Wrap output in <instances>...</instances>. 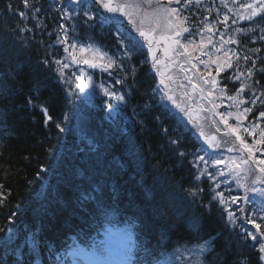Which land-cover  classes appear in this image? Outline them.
Masks as SVG:
<instances>
[{
	"label": "trees",
	"instance_id": "16d2710c",
	"mask_svg": "<svg viewBox=\"0 0 264 264\" xmlns=\"http://www.w3.org/2000/svg\"><path fill=\"white\" fill-rule=\"evenodd\" d=\"M71 1L40 0V22L30 19L25 24L20 14L23 0H0V264H71L66 255L74 243L94 242L105 228L123 225L133 233L134 264H198L196 245L209 235L215 237L209 260L220 254L218 264H264L258 245L253 247L251 237L244 239L247 231L258 235L247 218L249 191L239 187L236 173H212L215 179L200 175L209 172L198 160L203 146L195 128L170 108L140 47L126 68L129 108L121 118L110 115L116 103L112 99L96 98L87 105L84 89L70 70L63 68L60 74L62 65L55 61L65 63L68 53L61 42L67 33L61 8ZM163 1L168 5L169 0ZM185 17L191 33H183L180 40L182 44L191 40L195 47L200 43L196 34L206 30L204 18L197 12ZM256 21L264 25L259 16ZM243 27L245 35L238 32L232 37L240 41L237 48L249 57L247 61L228 67L222 57L210 56L211 43L204 41L202 51H190L189 64L197 77L183 75L182 89L202 107L200 128L218 133L222 141L232 133L222 115L227 116L229 97L241 83L249 86L243 91L246 98L253 92L264 96V50L254 51L255 36ZM105 36L106 42L112 38ZM213 37L221 41L220 35ZM179 57L185 62L189 58ZM253 61V77L248 79ZM240 72L245 75L234 79ZM262 111L264 103L246 122L260 121L264 126ZM126 115L133 125L124 120ZM228 124L254 146L255 162L244 150L249 165L239 176L250 189L253 179L264 175L257 167L264 160V145L255 143L260 137L245 133L244 123L229 116ZM236 135L235 141L221 142L220 149L242 148ZM177 139L178 144L171 142ZM196 188L203 191L193 197L190 192ZM215 192L228 199L233 222L224 206L212 200ZM232 197L238 198L236 203Z\"/></svg>",
	"mask_w": 264,
	"mask_h": 264
},
{
	"label": "snow or ice",
	"instance_id": "6c2138e0",
	"mask_svg": "<svg viewBox=\"0 0 264 264\" xmlns=\"http://www.w3.org/2000/svg\"><path fill=\"white\" fill-rule=\"evenodd\" d=\"M83 2V0H72V3L75 4H81ZM94 4L99 6V8H102L105 12L112 14V15H107V16H102L101 17V23L102 24H109V25H115L116 26V31H115V36H116V46H117V50L120 51L121 55L124 57H127L129 60L132 58V52L133 49H135L137 47V41L132 38L130 35L129 36H125L124 35V28L123 25L121 24V20H120V16L126 17L127 21L129 24L132 25V27L135 29V31L138 33L139 37L142 38L149 47V51L152 53V57H153V65L155 66L156 64L161 63V61L156 59V48L159 47L160 42L164 41L165 43V48H164V52L165 55L167 56L169 51L172 50V46H175V50H176V54L178 56H183V55H188L189 58L186 61V63H191V55H190V51H196L197 49L199 50H203V48L205 47V43L204 40L201 39L200 43L198 45H196L195 47H192L193 45V41L189 40L188 43H181V40L179 39V37H181L183 35V33H191V28L189 26H186V22L188 20V17L182 16L181 12L179 9L175 8V7H169V6H160V0H155L157 7L155 9L152 10L151 14H149L147 11H143L141 8V5L139 3L137 4H129L127 2H122V0H93ZM175 2L177 4L180 3V0H175ZM185 5H191L192 0H184ZM200 2V0H196V3L198 4ZM233 2L235 3L236 0H233ZM144 4H147L149 7H151L153 0H143ZM172 3V0H169V4ZM222 4H225V7H227V4L225 3V0H221ZM24 4L25 6H29L28 0H24ZM34 8L35 12H38L39 9H36L35 6H32ZM99 8L97 9V11L99 10ZM240 8L243 9L242 12H237L236 15L238 17L239 20H248V21H253V30L255 29V27L258 25V21L254 20L255 17H260L261 20H264V0H253L252 3H243L240 5ZM143 11V15L141 16L140 13ZM229 12H232L233 10L231 8L228 9ZM84 15L88 17L89 20H91L93 17L89 14L88 11L84 12ZM24 14L21 13V17H23ZM137 17H139V23H137ZM145 20H151L154 22L153 26L150 27L148 30H145L144 24H145ZM229 20V16L227 14H225L223 16V20L219 21L220 23L223 24H227ZM204 23V27L207 30V32L211 33L213 32V25H210L206 22H202ZM232 23L235 24L237 23L236 19L232 20ZM19 27V26H18ZM37 27H39V25H37ZM161 27L164 28V32L159 34L158 36L156 35L158 29H160ZM25 29L24 28H20V31L23 32ZM28 31H31V29H27ZM237 32H244L246 31L245 29H237ZM261 39H264V36L260 37ZM57 39L59 40V37H57ZM221 40L223 43H232V44H238L240 43L239 40L233 38V37H229L227 40L223 39V34H221ZM62 43H67L68 42V37H67V33L65 32V38L63 41H61ZM209 43H211V40L209 39ZM155 44L156 48L153 47V45ZM70 47L72 49L76 48L75 44L70 45ZM183 48L184 52H180L179 49ZM85 49L81 48L80 51L83 52ZM122 50V51H121ZM65 51H69L68 48H65ZM98 51V50H97ZM217 51L219 52L220 49L217 48ZM254 51H259V49H255ZM71 58L73 60V62H81V61H77L74 52L70 53ZM106 54H102L100 56L101 59H104V56ZM225 56H228V53L225 52ZM237 59H239V57H236ZM249 59V57L245 56L244 60L247 61ZM118 60L119 57H117V59H113L111 57L108 58L106 65H103L106 69L107 68H112L114 66H121L123 64V61L120 60L119 64H118ZM85 64H89L91 67H96L97 65L95 63H93L92 61H89L87 59L82 61ZM201 63H204L203 61H200ZM213 63H215V61H212ZM42 63L47 67L49 64V61L47 59L43 60ZM55 63L57 65H62L61 68L58 70L60 72L61 75H63V68H67L68 64L67 63H63L60 60H56ZM227 66L228 67H232V64L228 61H226ZM193 67H195V65H192ZM181 71H185V69L183 68V66L181 65ZM255 67V61H253V67L252 68H248L247 69V78L248 79H252L253 77V69ZM132 71L134 72V69H132ZM217 71H220V66H217ZM261 71H264V69H261ZM161 75V84H164V78H163V73H160ZM245 75L244 72H240L239 75L235 76L234 79L239 80L240 76ZM169 80L172 79V77H168ZM189 82H191V79L189 78ZM207 82V81H206ZM116 83H122L121 80H117ZM213 84L216 83L215 80L212 81ZM255 83H259V81H255ZM79 87L81 90H83L86 85L84 84L83 81L80 82ZM165 87H167V85H165ZM193 87H195V85H193ZM246 87H249L247 84L245 83H241L240 88L237 89L236 95L229 97V99L233 100L234 104L236 105L237 108L240 107V105L247 103V101H245L243 98H239L237 99V97H240V94L243 93L244 89ZM105 93L106 94H110V95H116V99L119 101H124L125 100V96L124 95H117L115 93H109L107 89H105ZM253 95H255V93H252ZM262 95H264V93H262ZM169 100H172L173 97L171 95H168L167 97ZM260 97H256L255 99H253L251 101V103L253 105L256 104V101L259 100ZM29 103H31V101H29ZM173 103H175V101L173 100ZM111 107V105L109 106ZM177 108H180V111H185L184 108H181L179 104H176ZM216 105L213 104V108H215ZM47 109L44 108L43 112L44 114L47 116L48 120H51L52 117L47 115ZM252 109L249 107H244L242 112H239L237 114V120H240L242 118H246V114L251 112ZM187 114V113H186ZM222 115V114H221ZM232 113L229 112L227 114V116L222 115V120L225 124V127L233 133V135H236V129L228 124V116H231ZM259 117L260 118H264V111L259 112ZM160 117H157V120H159ZM255 128L256 126H253L252 131H249L247 128L245 129V131L248 132V134L251 136L254 134L255 132ZM164 131H167V129H164ZM217 131H219V129H217ZM201 135H204V132L201 130ZM259 136L260 139L258 141H255L256 144H262L264 145V129H262L259 132ZM236 139L240 142V145L242 146L243 149L247 150L248 152V156L253 160V162H255V155H254V151H253V145H249L248 143H246L239 135H236ZM216 140L215 136H212L211 139L207 140V143L209 144V147H219V143H213V141ZM173 144H178V139L177 140H172L171 141ZM232 148H229L228 151H232ZM181 156L184 155V153H180ZM199 160L203 161L204 157L200 156L198 157ZM207 163V162H205ZM215 164L219 165L221 163H223L222 160L217 159L214 161ZM243 164L247 165L249 163L248 159H244L242 161ZM264 160H260L259 164L257 165L258 167V171L261 174H264ZM231 171H234L238 177L237 183L239 185V187L244 188L245 192L247 193L249 190L252 192H257V191H261L258 190L256 188H251L249 189L247 187L246 184L241 183L239 180V176H240V171H241V164L237 163L235 160L231 161ZM207 174L210 178L215 179V177L213 176L212 173H205V172H201L200 175H205ZM221 175H223V172L220 173ZM195 179L199 180L200 176H196ZM245 179H247V177H245ZM253 184L256 183H264V175L261 176H256L253 181ZM216 187H219V184L216 185ZM3 188V185H0V189ZM203 189H193L191 190L190 194L193 197H196L199 195L200 192H202ZM214 191V190H213ZM236 197H232V203H236L237 202ZM244 199L247 201L248 197L247 195L244 197ZM212 200L213 201H218L220 205L224 206V211L227 212V219L229 222H233L234 221V213L231 211H228V199L224 196V194L222 192H215L214 195L212 196ZM0 203H2V200H0ZM211 203V202H210ZM206 207L209 208V211H211L210 205H207ZM249 223H252L256 230L258 235L253 234V232L251 231H247L246 234L244 235V239L245 241L247 240L248 237H251L252 241L254 242L253 247H255L256 245H258V249H259V260L260 261H264V231H260V225L256 224V222L254 220H250ZM0 231H2V229H0ZM10 231V229H9ZM259 237V238H258ZM215 237L209 235V238L207 240H204L203 243L197 244L196 248L198 249L197 252V256H198V264H218V261L220 259V254H216L215 259L213 260H209L208 256H210L212 253L215 252ZM227 247V245L225 246ZM203 256V259H199V257ZM237 264H239V262H237Z\"/></svg>",
	"mask_w": 264,
	"mask_h": 264
},
{
	"label": "rangeland",
	"instance_id": "374dc122",
	"mask_svg": "<svg viewBox=\"0 0 264 264\" xmlns=\"http://www.w3.org/2000/svg\"><path fill=\"white\" fill-rule=\"evenodd\" d=\"M127 1L128 0H122V2H127ZM217 1L219 2L221 8H216V9L213 10V12L215 14L214 16L218 19L217 23L210 22V25H213V27L214 26L216 27L217 24L220 23L219 21L223 20V16L225 14H227L229 16V20H230V18L232 16H236L237 17L236 13L243 11V9L241 10V9L238 8V4L237 3H242L243 4V3H252L253 2V0H236L235 3L233 1L232 2L225 1V3L227 4V7H225V4H222L221 0H217ZM132 4H136V3L134 1H132ZM213 5L214 6L216 5L215 1H213ZM210 7H211L210 5H206L204 8L206 10H208ZM229 8H231L233 11L229 12L228 11ZM142 10L145 11L144 9H142ZM143 11L140 13L141 16L143 15ZM208 15H209V17L211 16L210 13ZM68 17L70 18V20H72V22H74L75 14L72 13V11L69 13ZM242 21L245 22L244 20H242ZM247 21L248 20H246V22ZM149 28L150 27H147V29H149ZM161 28L164 29L163 27H161ZM250 29H251V32H253L256 35V38L258 39V41L264 43V39L260 38L261 36H264V27L263 26H258V27H255V29L253 30V26H252V28H250ZM69 41H70L69 45H72V44L76 45L75 49H72L70 47L71 48V53L74 52L76 60L77 61H81V62H79V64H81L80 65V69L75 72L76 75H77L76 76L77 80L79 82L83 81L84 84L86 85V88H88L90 90H93V91L97 92L98 94H106L105 93V89H107L109 93H115L117 95H124L125 96V100L124 101H119L118 100V101L122 104L123 107H126V104H127L126 103V92L123 89H121L122 83H116V80H115L116 75H114V73L113 74L111 73L112 71L117 70V68H120V67L114 66L112 68H107L106 69L103 66V65H106L107 60H108L109 57H111L113 59H117V57H119L118 64H119L120 60H122L123 62L124 61L126 62V57H123L121 55L120 51H118L117 53L108 51V49H106V48H104L102 46H99V45L95 44L92 41H89L86 45H82V44L78 43L76 40H72V39L71 40L69 39ZM81 48H84L85 50L83 52H81L80 51ZM225 52L228 53V56L225 57V59L228 60V61L234 60L236 58L237 54H238L237 51H232L229 48H226ZM102 54H106L104 56V59L100 58V56ZM223 54H225V53H223ZM85 59H87L89 61H92L99 68H103L104 71L106 72V75H109L110 78H112L115 81H113L111 79L103 78V75L101 73H98L97 75L92 73V71H90V68H95V67H91L89 64L83 63L82 61L85 60ZM71 60H72V58H71ZM68 66L69 67H73V65L72 64L70 65V63H69ZM171 75L174 76L173 73ZM108 95H110V94H108ZM111 96L116 97V95H111ZM242 111H243V109H240V110L233 109V111L231 109L230 112L235 114V117H237V114L239 112H242ZM195 117H196V115H194L193 118H195ZM253 126L254 125H249L248 129L250 131H252ZM255 126H256V128H255V132L254 133L259 135V132L262 130L261 126L260 125H255ZM215 159L216 160L220 159V160L223 161V163H221L219 165L215 164L216 167H221V166L230 167L231 166L230 165L231 162L229 160L226 161L225 158H221L219 156V157H217ZM233 160L238 161V160H236L234 158L231 161H233ZM228 169L229 168H227V170ZM259 190H261V191H257L253 195V205H252V211L250 212V215L255 220H259L260 219V220H262L264 222V190L263 189H259ZM117 229H119V230H128L129 232H131V230L128 229V227H119ZM107 241L109 242V245L111 247L120 248V245H118L113 239H111V237H109V239L107 238ZM83 264H86V263H83Z\"/></svg>",
	"mask_w": 264,
	"mask_h": 264
},
{
	"label": "water",
	"instance_id": "95a60500",
	"mask_svg": "<svg viewBox=\"0 0 264 264\" xmlns=\"http://www.w3.org/2000/svg\"><path fill=\"white\" fill-rule=\"evenodd\" d=\"M163 45V48H161V46L160 45ZM160 45H159V47L158 48H156V46H155V48H156V55L158 54H160V51H161V54H165V52H164V48H165V43H164V41H161L160 42ZM150 57H152V53H150ZM207 140H209V139H207ZM207 140H206V144H208L207 143Z\"/></svg>",
	"mask_w": 264,
	"mask_h": 264
}]
</instances>
